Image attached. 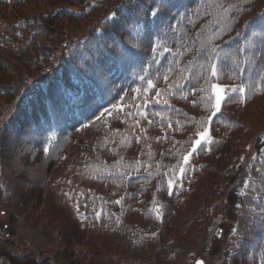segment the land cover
<instances>
[{
	"label": "trees",
	"instance_id": "1",
	"mask_svg": "<svg viewBox=\"0 0 264 264\" xmlns=\"http://www.w3.org/2000/svg\"><path fill=\"white\" fill-rule=\"evenodd\" d=\"M220 206L264 264V0H0L1 264H194Z\"/></svg>",
	"mask_w": 264,
	"mask_h": 264
},
{
	"label": "snow or ice",
	"instance_id": "2",
	"mask_svg": "<svg viewBox=\"0 0 264 264\" xmlns=\"http://www.w3.org/2000/svg\"><path fill=\"white\" fill-rule=\"evenodd\" d=\"M158 12H159L158 9L153 10L151 12V15L157 16ZM216 74H217L216 73V66H215V64H213V65H211V75L212 76H216ZM141 79H143V77H141ZM165 79H167V77H165ZM148 84H149V87H154V85L152 84L151 81H148ZM212 90H213V96L215 97V105H214L215 112H213L212 115H215L216 112L220 111L221 102L223 101L224 96H223V89L219 85H212ZM235 90L236 89H233V91H235ZM239 91L241 93H244L245 89L243 87H241L239 89ZM198 135L201 137V139L195 141L196 145H200L201 144V140L207 138V133L206 132H200V133H198ZM45 151H47V149H45ZM193 151H195V148H193ZM184 160H185V162H187V156L184 157ZM182 171H183V169H181V172ZM169 187H171V181H169ZM117 203H119V201H117ZM198 264H200V262H198Z\"/></svg>",
	"mask_w": 264,
	"mask_h": 264
},
{
	"label": "rangeland",
	"instance_id": "3",
	"mask_svg": "<svg viewBox=\"0 0 264 264\" xmlns=\"http://www.w3.org/2000/svg\"><path fill=\"white\" fill-rule=\"evenodd\" d=\"M225 211H224V209L222 208V210H221V206H220V212L217 214V216H216V222L214 223V226H213V228H214V232L211 234L212 236H214L213 234H215V232L218 230V228L221 226V225H223L224 224V221H225V218H226V216H225ZM234 225H235V223L234 222H229L228 223V228L230 229L228 232L226 231V229H225V231H222L221 230V232H222V235H223V238L221 239V240H224V242L223 241H220L221 243H223V244H225L226 245V243H227V241H228V239H230V236H231V233L233 232V228H234ZM3 232V235L4 236H8V234H7V232L6 231H2ZM211 236V237H212ZM219 236V235H218ZM207 237L205 236V239H206ZM220 238V237H219ZM207 240L208 239H206V242H207ZM19 242V240H16L15 241V243H18ZM6 245L4 244V247H5ZM3 247V248H4ZM202 247V248H201ZM201 249V252L199 253V255L200 256H202V257H204L205 259H207L208 257H211V256H214V254H213V252H210V250L208 249V250H205V244L204 245H202V246H200L199 248H198V250H200ZM2 261H3V259H1L0 260V264L2 263ZM5 264H7V262H5Z\"/></svg>",
	"mask_w": 264,
	"mask_h": 264
},
{
	"label": "water",
	"instance_id": "4",
	"mask_svg": "<svg viewBox=\"0 0 264 264\" xmlns=\"http://www.w3.org/2000/svg\"><path fill=\"white\" fill-rule=\"evenodd\" d=\"M198 262H200V264H204V260L203 259H198L196 264H198Z\"/></svg>",
	"mask_w": 264,
	"mask_h": 264
}]
</instances>
